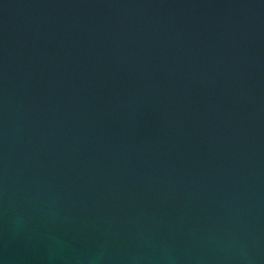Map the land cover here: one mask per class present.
I'll list each match as a JSON object with an SVG mask.
<instances>
[{
    "label": "water",
    "instance_id": "obj_1",
    "mask_svg": "<svg viewBox=\"0 0 264 264\" xmlns=\"http://www.w3.org/2000/svg\"><path fill=\"white\" fill-rule=\"evenodd\" d=\"M0 264H264V0H0Z\"/></svg>",
    "mask_w": 264,
    "mask_h": 264
}]
</instances>
